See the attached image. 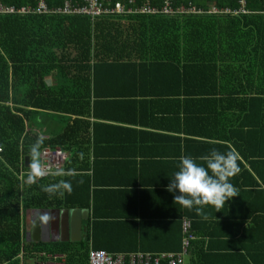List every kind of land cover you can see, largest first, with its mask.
Instances as JSON below:
<instances>
[{
  "label": "trees",
  "instance_id": "trees-1",
  "mask_svg": "<svg viewBox=\"0 0 264 264\" xmlns=\"http://www.w3.org/2000/svg\"><path fill=\"white\" fill-rule=\"evenodd\" d=\"M62 1L46 4L56 8ZM132 1L135 8L145 3L163 7V0ZM244 2L247 14L237 15L208 11H238V0H170L173 10L192 6L202 13L110 16L94 23L84 16L0 17V264H41L49 259L45 255L55 254L65 258L64 264H87V245L75 252L25 244L22 215L31 209L89 207L91 189L96 191L94 174H88L95 169L94 158L92 164L89 158L94 147L89 130L95 126L91 119L103 78L145 82L146 89L135 95L185 101L183 140L194 151L192 157L217 147L228 150L229 145L236 152L239 171L229 179L237 196L221 212L204 206L207 219L181 207L176 242L159 252L181 250V225L188 220L194 240L185 264H208L216 258L264 264V0ZM10 3L18 8L29 0ZM134 48L140 52L135 56ZM52 70L58 80L47 87L44 79ZM231 98L234 103L228 106ZM231 107L234 128L227 124ZM46 114L58 115L64 126L56 136L42 139L32 125ZM37 142L33 165L31 148ZM45 148L69 155L67 173L36 181L32 175L34 182L21 183L18 174L34 172Z\"/></svg>",
  "mask_w": 264,
  "mask_h": 264
},
{
  "label": "crops",
  "instance_id": "crops-1",
  "mask_svg": "<svg viewBox=\"0 0 264 264\" xmlns=\"http://www.w3.org/2000/svg\"><path fill=\"white\" fill-rule=\"evenodd\" d=\"M95 19H90L91 23ZM139 53L137 48L132 50L134 56ZM103 75L99 76L103 78ZM57 80L58 74L52 70L44 82L51 87ZM99 80L100 96L94 105V119H91L95 126L89 130L94 142L89 158L90 164L94 158L95 169L94 173L90 171L88 174H94L93 188L96 190L93 193L91 189L89 207L25 211L22 215V241L48 251L66 248L80 252L87 245L88 251L93 249L110 254L126 253L134 248L135 251L146 249L144 253L152 254L177 253L159 251L173 247L177 239L175 232L181 206L173 203V195L165 189L177 170L178 158L194 153L192 149L188 150L183 140L187 138L183 128L186 127L188 106L175 96L135 95L146 89L145 82ZM108 90L126 96L117 97L111 93L103 96ZM232 103L234 99L231 98L227 104L231 106ZM227 118V124L232 123L234 128L233 107L228 110ZM34 123L32 126L38 128H34V132L42 139L56 136L64 126L56 114L38 116ZM228 147L236 155L234 147ZM68 159L69 155L65 154V162ZM65 162L62 172L51 176L65 175ZM29 174L21 171L18 179L21 183L36 181L29 179ZM50 186H53L51 181ZM74 189L67 191L73 192ZM54 256L60 258L56 264L65 263L62 255ZM234 259L216 258L208 264L244 263Z\"/></svg>",
  "mask_w": 264,
  "mask_h": 264
},
{
  "label": "built area",
  "instance_id": "built-area-1",
  "mask_svg": "<svg viewBox=\"0 0 264 264\" xmlns=\"http://www.w3.org/2000/svg\"><path fill=\"white\" fill-rule=\"evenodd\" d=\"M12 0H0V17L6 16H40V15H61V16H84L90 19L110 16H127L133 14L143 15H172V14H200V10L192 6L180 7L173 10L170 6V0H163V7L156 9L145 3L139 8H135L133 1L127 2L113 0H81V2H72L71 0H63L62 4L56 8H48L46 0H29L26 5L17 8ZM238 4L242 7L238 11L231 12L224 10L219 12L212 8L210 14H247L244 0H238ZM2 148L0 146V154ZM65 162V155L60 149H43L38 157V165L32 175L35 180L47 178L51 175L62 172ZM183 239L181 250L177 253H119L110 254L104 251L90 249L87 254V264H185V258L188 254L190 243L194 240L191 233V225L188 220L182 222ZM49 259L42 264H56V257H48ZM48 262V263H47Z\"/></svg>",
  "mask_w": 264,
  "mask_h": 264
},
{
  "label": "clouds",
  "instance_id": "clouds-1",
  "mask_svg": "<svg viewBox=\"0 0 264 264\" xmlns=\"http://www.w3.org/2000/svg\"><path fill=\"white\" fill-rule=\"evenodd\" d=\"M38 150L39 142L31 148L33 165ZM176 169L165 190L173 195V203L194 210L205 219L207 215L204 206H211L215 213L221 212L227 207V202L237 196L229 179L239 171L234 152H221L212 148L206 155L198 158L181 155ZM29 178H32L31 172Z\"/></svg>",
  "mask_w": 264,
  "mask_h": 264
},
{
  "label": "water",
  "instance_id": "water-1",
  "mask_svg": "<svg viewBox=\"0 0 264 264\" xmlns=\"http://www.w3.org/2000/svg\"><path fill=\"white\" fill-rule=\"evenodd\" d=\"M28 158L27 157H25V159H24V163L26 164V166H27V163H28Z\"/></svg>",
  "mask_w": 264,
  "mask_h": 264
}]
</instances>
